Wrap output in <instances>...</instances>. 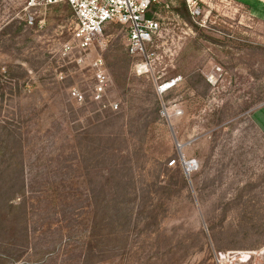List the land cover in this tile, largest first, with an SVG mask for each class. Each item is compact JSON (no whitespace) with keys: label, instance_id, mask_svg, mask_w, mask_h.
Masks as SVG:
<instances>
[{"label":"rangeland","instance_id":"1","mask_svg":"<svg viewBox=\"0 0 264 264\" xmlns=\"http://www.w3.org/2000/svg\"><path fill=\"white\" fill-rule=\"evenodd\" d=\"M28 1L0 0V264H264V20L243 0H159L138 74L124 24L77 62L72 7Z\"/></svg>","mask_w":264,"mask_h":264},{"label":"built area","instance_id":"2","mask_svg":"<svg viewBox=\"0 0 264 264\" xmlns=\"http://www.w3.org/2000/svg\"><path fill=\"white\" fill-rule=\"evenodd\" d=\"M159 0H29L28 8L39 5H50L64 2L69 4L75 15V27L72 33V41L65 44L67 52L74 49L80 53L77 62L85 61L89 51L95 47L104 50L107 39L104 29L108 22L117 21L127 27V46L129 53L134 57V69L138 74H144L151 70L154 61V52L149 51L148 45L153 41L160 30L157 19L148 16L149 8ZM188 7L193 15H197V2L187 0ZM29 24H33L35 17L28 13L26 18ZM93 71L94 84L91 89V99L95 102L104 103L110 76L101 54L89 62ZM180 77L172 78L170 81L159 85V92H164L178 83ZM71 96L79 101H84L82 92L73 87ZM106 105V104H104ZM118 103H110V107L118 109ZM178 110V109H177ZM177 160L170 161V165L176 164ZM181 165L186 175L198 168L196 159L181 157Z\"/></svg>","mask_w":264,"mask_h":264},{"label":"crops","instance_id":"3","mask_svg":"<svg viewBox=\"0 0 264 264\" xmlns=\"http://www.w3.org/2000/svg\"><path fill=\"white\" fill-rule=\"evenodd\" d=\"M251 7L253 16L264 20V0H243Z\"/></svg>","mask_w":264,"mask_h":264},{"label":"trees","instance_id":"4","mask_svg":"<svg viewBox=\"0 0 264 264\" xmlns=\"http://www.w3.org/2000/svg\"><path fill=\"white\" fill-rule=\"evenodd\" d=\"M147 14H148V16H149V11L147 12ZM20 176H21V178H22V184H21V188H22V192H24L25 191V181L23 180L24 179V173H20ZM23 193H21V195H22ZM20 195V196H21ZM6 202H7V204H8V206H10L11 207V209H17V208H22V207H25V203H24V201L22 202V203H20V202H18V203H16V202H14V199L13 198H11V199H6ZM27 233V232H26Z\"/></svg>","mask_w":264,"mask_h":264},{"label":"water","instance_id":"5","mask_svg":"<svg viewBox=\"0 0 264 264\" xmlns=\"http://www.w3.org/2000/svg\"><path fill=\"white\" fill-rule=\"evenodd\" d=\"M181 146V145H180Z\"/></svg>","mask_w":264,"mask_h":264}]
</instances>
